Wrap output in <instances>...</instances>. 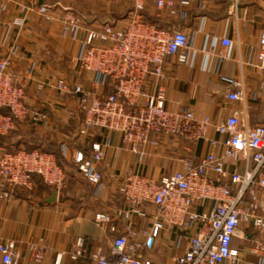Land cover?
I'll use <instances>...</instances> for the list:
<instances>
[{
  "label": "built area",
  "instance_id": "2783aa9c",
  "mask_svg": "<svg viewBox=\"0 0 264 264\" xmlns=\"http://www.w3.org/2000/svg\"><path fill=\"white\" fill-rule=\"evenodd\" d=\"M27 1L3 0L0 14L12 4L18 11L13 22L19 27H24L33 15L58 21L61 36L79 44L74 62L79 75L89 77L90 86L70 87L67 79L52 77L39 82L37 89L73 97L81 114L78 138L107 134L105 144L92 142L90 152L76 149L70 157L95 195L105 190L100 168L111 134H120L123 149L140 163L167 138L173 141L171 150L182 147L186 155L181 160L183 168L171 175L154 178L136 173L124 178L120 193L131 207L127 218L150 216L153 226L145 233L144 243L135 245L130 243V228L125 227L110 253L96 255L93 264H156L152 259H143L139 251L152 250L169 230L175 231L176 248L188 241L187 251L174 258L172 264H252L245 262L246 256H257L258 264H264V124H249L248 84L242 64L226 98L243 105V117L235 113L219 123L211 118L199 119L192 109L170 110L163 89L150 92L146 88L149 78L164 77L167 60L177 58L179 64L193 66L197 54L186 32L145 21L143 12L149 0H127L133 10L122 27H90L74 12L52 10L41 0ZM155 1L158 9H164L173 6L175 0ZM179 1L183 5L196 1L204 11L210 0ZM244 1L248 0H232L231 14L238 17ZM221 45L227 49L222 59L230 60L235 44L223 38ZM259 45L254 75L261 81L264 100V21ZM27 97L26 89L14 79L9 59L0 60V136L24 125L46 128L48 116L30 107ZM211 129L222 139H211ZM200 142L212 151L196 157ZM37 177L57 196L66 187V173L54 154L0 149V178L9 188L5 198L17 191L33 190ZM94 221L98 227L111 225V231L118 232L108 213H97ZM236 239L238 246L234 245ZM80 246L78 241L76 253ZM32 250L33 261L41 264L48 248L38 244ZM0 254V264H17L14 242H0Z\"/></svg>",
  "mask_w": 264,
  "mask_h": 264
},
{
  "label": "crops",
  "instance_id": "0c3cea01",
  "mask_svg": "<svg viewBox=\"0 0 264 264\" xmlns=\"http://www.w3.org/2000/svg\"><path fill=\"white\" fill-rule=\"evenodd\" d=\"M231 9L232 0H210L204 11L196 1L183 5L175 0L173 6L158 9L156 1L149 0L145 12L150 17L157 16L155 20L161 26L186 32L197 54L193 66L179 64L177 58L167 60L164 77L149 78L146 88L150 92L163 89L168 99L167 106L172 111L192 109L197 118H211L214 123H219L235 113L243 117V105L226 98L232 89V80L240 74L242 64L248 84V121L252 126L261 125L264 124V100L261 81L254 75V66L259 62L264 1H244L238 17L231 14ZM172 11L175 15L171 14ZM5 13V20L0 21V60L9 59L16 83L27 91L28 105L48 116L46 128H36L61 135L65 141L74 131V137H77L81 114L73 97L62 96L59 101L50 98L48 92L37 89V84L45 79H67L63 72L51 73L49 64L43 61L47 50L59 55L56 46L59 39L55 43L53 38L56 35L51 36L35 15L29 18L24 27H19L13 22L18 16L16 7L11 4ZM128 20L117 25L125 26ZM60 32L61 29L57 38H60ZM223 38L235 44L230 52V60L222 59L227 53V49L221 45ZM62 39L75 43L78 49V42L61 36ZM68 129L69 132L66 131ZM109 136L110 147L105 151L100 168L105 179V190L99 195L94 194L88 183L86 191L80 181L73 180L69 185L66 181L65 189L54 197L55 192L37 177L33 190L14 192L7 199L4 196L9 194V188L0 178V242L12 241L16 244L17 264H36L32 246L38 244L48 248L41 264H93L96 255L110 253L114 240L124 232L125 227L130 228L128 235L131 244L144 243L145 233L151 230L153 221L150 216L144 219L127 218L131 207L120 193L123 180L128 174L136 173L154 178L171 175L183 168L181 160L186 155L182 147L171 150L173 141L167 138L160 147L150 150L151 157L140 163L135 155L123 149L120 134ZM106 137V133H98L79 140L85 146L84 150L90 152L92 142L105 144ZM209 137L222 139L213 129L209 131ZM211 151L208 144L200 142L196 157ZM97 213L110 214L118 232H112L111 225L98 227L94 221ZM175 238V231L169 230L152 250L141 249L139 254L156 264H172L174 258L188 249L187 240L176 248L173 245ZM78 241L81 246L79 253H76ZM238 243L236 239L234 245L238 246ZM258 260L257 256H246L245 262L258 264Z\"/></svg>",
  "mask_w": 264,
  "mask_h": 264
},
{
  "label": "rangeland",
  "instance_id": "374dc122",
  "mask_svg": "<svg viewBox=\"0 0 264 264\" xmlns=\"http://www.w3.org/2000/svg\"><path fill=\"white\" fill-rule=\"evenodd\" d=\"M42 4L52 8V10L60 9L63 11H71L82 18L87 24H93L94 27H99L103 24L114 23L117 20H121L120 22H126L127 18L124 17L129 16L130 11L133 9V4L127 0H117V1H109V0H41ZM3 0H0V6L2 5ZM25 3H28L25 0ZM36 16V15H35ZM6 13L0 14V21L5 20ZM36 20L44 25L51 36H55V43L57 39V47L60 53L57 55L55 52L52 53L53 50H47L46 56H44L45 61L49 64V68L51 73H59L63 72L67 75V80L69 82L70 87H74L77 84L83 86H90V79L85 74L79 75L78 70L76 69V65L74 62V57L79 53V46L75 43H71L70 41L61 40V32L60 38L58 31L61 29V24L58 21H50L46 18L35 17ZM52 31V32H51ZM71 44V45H70ZM55 50V48H53ZM45 92V91H44ZM48 92V96L51 98H56L59 101L62 99V96L69 95H61L54 91H46ZM70 97V96H69ZM65 127L64 129H66ZM63 129V130H64ZM69 132L70 130H66ZM64 132V131H62ZM65 133V132H64ZM76 132H73L67 141L61 138V135L54 134V132L42 131L37 129L36 127L24 125L17 128L15 131L11 132L6 137L11 138L13 140H23L27 142V144H41L45 150H48L54 153L60 160L61 166L66 173L67 184H70V181L78 180L83 188L88 191L87 182L84 180L83 176L79 172L78 168L75 167L71 161L70 157L76 149H81L85 147L78 137H74ZM64 140V141H63ZM15 141V142H16ZM63 145L65 146L63 148ZM26 147V146H23ZM84 149V148H83ZM67 185V187H68ZM239 242V240H238ZM259 261V260H258Z\"/></svg>",
  "mask_w": 264,
  "mask_h": 264
},
{
  "label": "trees",
  "instance_id": "16d2710c",
  "mask_svg": "<svg viewBox=\"0 0 264 264\" xmlns=\"http://www.w3.org/2000/svg\"><path fill=\"white\" fill-rule=\"evenodd\" d=\"M42 3V1H41ZM133 10V9H132ZM132 10L130 11L129 13V16L127 15V17H124L123 19L127 18L129 19L130 17V14L132 12ZM143 16H144V19L145 21L151 23V24H154L155 26L157 27H163V28H167V27H164V26H161L159 25V23L155 20L157 16H154V17H150L149 14L147 12H143ZM122 20V19H121ZM121 20H117L116 22L114 23H107L108 25H113V26H116ZM106 23L101 25V26H104V25H107ZM90 27H94L93 24H88ZM170 30H172V28H168ZM78 129V128H77ZM77 131V130H76ZM16 140H13L11 138H8L6 136H0V149L4 148L6 149L7 151L11 152V153H15L17 151H19L20 149H26L28 151H34V150H39L41 152H47V153H52L48 150H45L41 144H27V142L23 141V140H18V142ZM23 146H26V147H23ZM90 151V150H89ZM54 154V153H52ZM55 155V154H54ZM56 156V155H55ZM57 157V156H56ZM57 160H58V163L60 164L61 166V163H60V160L59 158L57 157ZM62 167V166H61Z\"/></svg>",
  "mask_w": 264,
  "mask_h": 264
},
{
  "label": "water",
  "instance_id": "95a60500",
  "mask_svg": "<svg viewBox=\"0 0 264 264\" xmlns=\"http://www.w3.org/2000/svg\"><path fill=\"white\" fill-rule=\"evenodd\" d=\"M56 196V194H54V197Z\"/></svg>",
  "mask_w": 264,
  "mask_h": 264
}]
</instances>
